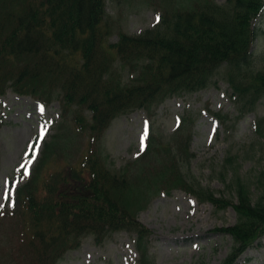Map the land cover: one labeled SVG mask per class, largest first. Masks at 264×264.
<instances>
[{
	"label": "trees",
	"instance_id": "trees-1",
	"mask_svg": "<svg viewBox=\"0 0 264 264\" xmlns=\"http://www.w3.org/2000/svg\"><path fill=\"white\" fill-rule=\"evenodd\" d=\"M167 5L151 28L137 34L119 31L117 41L110 42L106 0H0V95L11 88L44 104L57 99L61 107L58 132L44 141L30 175L16 189L14 204L0 215L16 264H57L83 237L101 243L120 230L135 234L138 264L152 262L150 231L124 202V192L148 182L152 170L164 171L168 180L216 210L234 209L235 223L215 229L232 240L220 264H232L264 234V170L252 195L239 174L240 156L228 153L220 178L233 195L200 185L189 169L191 113L181 116L172 141H160L151 130L139 158L118 168L90 148L113 117L150 111L167 98L216 85L218 78L229 84L239 115L264 96V68H254L252 49L260 34L252 20L264 0ZM67 127L88 140L87 150L73 162L56 156L60 130ZM263 131L258 121L259 141L251 151L264 150Z\"/></svg>",
	"mask_w": 264,
	"mask_h": 264
},
{
	"label": "rangeland",
	"instance_id": "rangeland-1",
	"mask_svg": "<svg viewBox=\"0 0 264 264\" xmlns=\"http://www.w3.org/2000/svg\"><path fill=\"white\" fill-rule=\"evenodd\" d=\"M191 1L106 0L110 28L108 41L115 42L119 31L134 34L151 27L158 21L161 10L169 9L167 3L183 8ZM214 1L220 4L224 0ZM254 23L259 27L260 34L253 45V66L261 69L264 68V13ZM216 83V86L211 85L196 93L167 98L158 105L154 104L150 111L135 109L116 116L90 148L96 150L106 164L118 168L135 160L141 152V137L148 131L147 116L151 120V134L162 142H170L175 135L176 115L190 111L195 118L191 125L190 148L194 153L189 164L191 175L200 185L219 195L231 197L233 193L221 181L220 164L228 153L238 154L241 158L239 174L249 185L252 195H256V180L260 171L264 170V150L251 151L249 148L256 146L252 145L253 142L259 141L253 121L258 118L264 122V96L251 112L235 122L236 111L230 99V88L223 79L218 78ZM207 106L210 112L228 114L230 120L227 125H221L209 112H202ZM59 114L57 99L44 106L37 99L19 95L11 89L0 97V204L3 207L12 203L15 187L26 180L21 164L26 165L30 172L40 156L43 140L51 139L58 132ZM41 127L47 129L43 140L39 139ZM58 140L56 156L62 161L70 158L73 162L88 148L87 136L68 127L60 130ZM263 141L264 138H261ZM37 143L38 148L35 147ZM144 145L145 138L143 148ZM33 153L35 159H32ZM162 160L152 161L151 166L156 167ZM154 172L151 171L148 182H138V187L124 192L126 208L150 231L148 255L152 262L149 264H220L229 253L232 241L228 235L214 229L235 223L233 208L228 206L224 210H216L208 202H198L180 189L175 181L168 180L164 171ZM5 188L10 190L8 199H4ZM127 196L129 199L126 201ZM7 221L3 220L4 223ZM1 222L0 226L5 227ZM5 230L0 228V264H16L9 252ZM134 236L133 232L120 230L107 234L102 244H95L90 237L82 238L58 264H136ZM235 264H264V235L247 248Z\"/></svg>",
	"mask_w": 264,
	"mask_h": 264
},
{
	"label": "snow or ice",
	"instance_id": "snow-or-ice-1",
	"mask_svg": "<svg viewBox=\"0 0 264 264\" xmlns=\"http://www.w3.org/2000/svg\"><path fill=\"white\" fill-rule=\"evenodd\" d=\"M157 20H159V17H157ZM41 110H42V109H41ZM46 130H47V129H46L45 127H41V129H40V131H39V139H40V140H43V138H44V136H45V132H46ZM146 135H147V130L145 131V134L141 137V151H143V142H144V138H145ZM29 147L32 148L33 145H29ZM35 147L38 148V147H39V143H37V144L35 145ZM32 159H35V153H33V157H32ZM29 163H31V161H29ZM20 167H21L22 169H24L22 175H23L24 177L28 176V175H29V172H28V170H27L26 165L21 164ZM9 194H10V190L7 189V188H5V191H4V199H8ZM0 207H3V205L0 204Z\"/></svg>",
	"mask_w": 264,
	"mask_h": 264
}]
</instances>
